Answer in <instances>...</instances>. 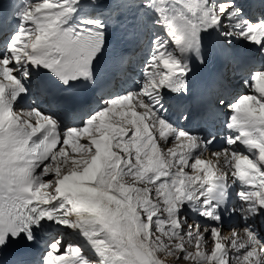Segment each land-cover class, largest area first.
<instances>
[{"label": "snow or ice", "instance_id": "1", "mask_svg": "<svg viewBox=\"0 0 264 264\" xmlns=\"http://www.w3.org/2000/svg\"><path fill=\"white\" fill-rule=\"evenodd\" d=\"M125 2L141 7L138 24L145 22V11L154 13L149 30L163 26L167 38L153 33L150 48L141 38L148 57L139 91L108 101L83 127L62 136L54 119L39 110H13L27 91L21 77L27 80L30 67H41L64 86L92 83L105 25L93 19L70 24L80 0H26L18 10L12 5L20 23L0 52V252L32 244L34 229L51 222L78 232L99 259L94 262L82 245L57 236L47 243L42 264H165L159 253L191 264H264V223L257 225L264 217V69L251 74L259 95L241 96L230 105L225 146L216 151L209 150L215 136L202 139L171 126L162 102L163 90L188 95L187 55L206 62L201 33L211 36L209 30H215L226 58L234 41L254 45L264 56V17L245 18V5L231 2ZM190 115L181 112L183 120ZM112 116L130 129L114 126ZM170 137L173 147L165 152L161 142ZM129 177L132 182L126 183ZM237 182L239 204L228 214L240 223L225 238L220 209L227 188ZM185 205L202 220L189 223ZM209 237L211 254L201 250ZM186 243L195 250L188 251Z\"/></svg>", "mask_w": 264, "mask_h": 264}, {"label": "bare ground", "instance_id": "2", "mask_svg": "<svg viewBox=\"0 0 264 264\" xmlns=\"http://www.w3.org/2000/svg\"><path fill=\"white\" fill-rule=\"evenodd\" d=\"M98 7V6H97ZM84 17V15H82L81 16V18H83ZM91 17H95V15L93 14V15H91ZM136 20H134V21H131L132 23H134ZM209 157V152L207 153V157H206V159Z\"/></svg>", "mask_w": 264, "mask_h": 264}, {"label": "rangeland", "instance_id": "3", "mask_svg": "<svg viewBox=\"0 0 264 264\" xmlns=\"http://www.w3.org/2000/svg\"><path fill=\"white\" fill-rule=\"evenodd\" d=\"M131 181V178L130 179H127L125 182L127 183V182H130ZM132 182V181H131Z\"/></svg>", "mask_w": 264, "mask_h": 264}]
</instances>
